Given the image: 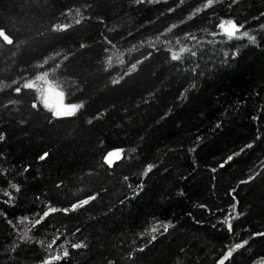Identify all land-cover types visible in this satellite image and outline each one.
Here are the masks:
<instances>
[{
    "label": "trees",
    "instance_id": "trees-1",
    "mask_svg": "<svg viewBox=\"0 0 264 264\" xmlns=\"http://www.w3.org/2000/svg\"><path fill=\"white\" fill-rule=\"evenodd\" d=\"M205 4L0 0V264H42L57 236L51 251H69L58 264H217L244 240L227 264L264 261V0ZM223 19L256 42L228 40ZM46 86L82 107L57 115ZM157 223L173 227L151 241Z\"/></svg>",
    "mask_w": 264,
    "mask_h": 264
},
{
    "label": "snow or ice",
    "instance_id": "snow-or-ice-1",
    "mask_svg": "<svg viewBox=\"0 0 264 264\" xmlns=\"http://www.w3.org/2000/svg\"><path fill=\"white\" fill-rule=\"evenodd\" d=\"M138 2H143V0H138ZM215 2V0H206V4L204 5V8H208L211 7L213 5V3ZM169 11H173V9H169ZM197 12L201 11V9H197ZM262 16H264V13L261 14ZM173 27H175V25H173ZM245 25L243 23H237V21L235 19H223L220 20V22L217 25L218 30L220 31L221 34H223L228 40H231L233 38L236 39H241V38H247L251 43H255L256 42V37L254 35H250L249 31H242V29H244ZM262 29H264V25L261 26ZM239 34V35H238ZM213 36L217 35L216 32L212 33ZM193 40L196 39L195 36L191 37ZM189 51V49L187 48H180L179 52H172L171 54V58L173 60H179L181 59V56L184 52ZM193 55H195V53H193ZM79 107H82V105H78L77 109ZM69 115H74L75 112H70L68 113ZM217 127H219V125H217ZM198 140L200 139L199 137L197 138ZM4 140V135L0 134V141ZM253 145L252 144H248L245 146V148H251ZM195 149H192L191 151H194ZM241 151H244V149H241ZM124 153V149H114V150H110L106 153L105 157H104V161L105 163L111 167L113 165L114 158L115 160H119L122 158V155ZM235 155H239V153H234L231 156H228L227 159L220 165V167H224L225 164H227L228 162L232 161ZM48 156V153L45 152L43 155H41L39 157L40 160H44L46 159ZM264 163V162H262ZM155 167L154 164H148L146 165V171L143 173V175H148L153 168ZM213 172L216 171V169H212ZM259 173H257L258 175ZM255 178V176H249L248 180H244L241 181L240 184H247L249 183L251 180H253ZM127 181V177L124 178ZM16 192L20 191V188L18 185H12L11 186ZM129 187H131V185H129ZM138 187H142V185H139ZM6 196L9 197V200L12 199V194L10 192L5 193ZM229 196H231L233 203L232 205H230V209L228 211V213L224 216V218L222 220H220V224H222L226 230L229 232V234L232 233L233 231V224H232V220L233 219H237L240 215H242V213H240L238 211V205H239V201L236 199V195H237V190L235 188L231 189L228 193ZM96 196L92 195L89 196L85 199L79 200L76 203H73L69 208H64L62 210L57 209L55 207H49L47 211H45L43 213V216L40 217L39 219L35 220V224L33 225V227L35 225H39L42 223V221L44 220V218L48 217L51 213H55L57 211H63V213L68 214L69 212H75L76 210L83 208L84 206L88 205L91 201L95 200ZM202 208H204L207 211H211L209 209H207L206 205H201ZM9 223L11 224V221H9ZM213 227H216V225H212ZM173 227V225L171 223H166V224H159L157 223L155 226H153L150 230V239L151 241H155L157 239V236L155 234L152 233H157L160 232V229H163V232H168L169 228ZM77 231H79V229H77ZM143 235V233L141 234ZM254 235L257 236H264V232H259V233H254ZM20 239L22 241H27L30 238L27 236V234L25 233L24 235H22L20 237ZM61 237L57 236L55 239L52 240L51 243H49L47 245V249L49 250L47 257L42 261V264H58V262L66 259L69 256V251L68 248L66 246H64V244L62 243L60 245L61 248H63L62 253L60 251H56V252H52L51 250L53 249L54 245L57 244V241L60 240ZM42 243V242H41ZM248 244L247 240H244L242 242H238V243H234L231 246H226V251H224V253L221 255V257L217 260V264H227V262L230 261V259L232 258L233 254L239 250L244 248L246 245ZM84 243L83 242H79V243H72L71 247L73 249H80L82 247H84ZM13 251L15 250V247L12 249ZM141 251L143 249H140ZM258 264H264V261H260L258 262Z\"/></svg>",
    "mask_w": 264,
    "mask_h": 264
},
{
    "label": "rangeland",
    "instance_id": "rangeland-1",
    "mask_svg": "<svg viewBox=\"0 0 264 264\" xmlns=\"http://www.w3.org/2000/svg\"><path fill=\"white\" fill-rule=\"evenodd\" d=\"M45 101L57 115H69L76 110L77 105L68 104L65 101L64 93L52 86H46Z\"/></svg>",
    "mask_w": 264,
    "mask_h": 264
}]
</instances>
